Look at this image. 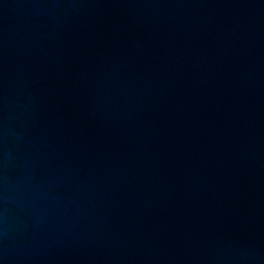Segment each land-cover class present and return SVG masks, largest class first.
Wrapping results in <instances>:
<instances>
[{"label":"water","instance_id":"water-1","mask_svg":"<svg viewBox=\"0 0 264 264\" xmlns=\"http://www.w3.org/2000/svg\"><path fill=\"white\" fill-rule=\"evenodd\" d=\"M0 264H264V0H0Z\"/></svg>","mask_w":264,"mask_h":264}]
</instances>
